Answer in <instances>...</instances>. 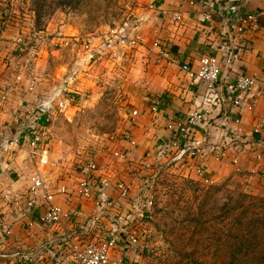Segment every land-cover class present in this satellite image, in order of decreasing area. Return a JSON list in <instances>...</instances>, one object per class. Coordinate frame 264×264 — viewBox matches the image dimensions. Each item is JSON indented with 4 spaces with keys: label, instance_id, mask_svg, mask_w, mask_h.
<instances>
[{
    "label": "rangeland",
    "instance_id": "374dc122",
    "mask_svg": "<svg viewBox=\"0 0 264 264\" xmlns=\"http://www.w3.org/2000/svg\"><path fill=\"white\" fill-rule=\"evenodd\" d=\"M155 4L156 0H0V20L9 23L15 38L12 56L1 65V130L8 125L3 106L18 102L25 107V98L31 96L37 107H51L38 139L50 154L52 168L80 172L93 162L102 178L131 181L126 159L116 155V141L126 130L130 94L139 81L125 71L130 61L119 47V36L130 38L140 10H151ZM89 40L95 58L87 62L84 46ZM57 95L67 102L64 111L57 108ZM195 174L184 156H174L155 171L137 176L139 196L148 195L152 185L153 206L135 264L263 260L264 174L231 168L208 182ZM4 206L0 204V245L7 236Z\"/></svg>",
    "mask_w": 264,
    "mask_h": 264
},
{
    "label": "crops",
    "instance_id": "0c3cea01",
    "mask_svg": "<svg viewBox=\"0 0 264 264\" xmlns=\"http://www.w3.org/2000/svg\"><path fill=\"white\" fill-rule=\"evenodd\" d=\"M231 2L239 6V13H230L227 23L219 14H214L212 30L205 22L207 2L202 0H156L151 10H140L134 34H142L148 43L138 48L119 46L126 51L130 61V67L125 71L129 72L130 78L139 81V86L130 94L131 110L126 130L116 141L117 154L122 156L120 159H126L133 177L129 182H121L102 178L97 170L91 175L100 199L113 204L112 208L102 212L101 218L93 201L80 199L77 195L76 189L83 178L81 173L66 172L61 166L55 169L51 164L44 169L43 175L54 189L62 185L68 187L69 193L57 196L56 204L72 216L53 227L40 222L41 210L37 202H29L30 176L37 162L31 158L26 140L32 138L31 132L35 129L39 134L37 138L40 137L38 129L42 131L46 127L48 122L43 121L49 118L51 107H37L30 102L31 96L25 98L29 103L25 107L18 102L3 106L2 114L8 125L2 130L0 127V142L7 148V151L0 149V204L6 205L3 216L8 234L0 245V264H30L26 256L39 253L63 258L68 254L65 241L70 237L89 241L91 236L82 238L81 232L98 217L95 226L99 230L91 233H105L110 227L112 213L132 214L134 204L141 197L139 189L142 188L137 176L155 171L174 156H184L196 178L206 182L219 178L218 174L231 168L264 174V129L261 128L264 115V0ZM175 12L181 14V21L172 19ZM0 23L3 25L1 75L4 72L2 63L12 56L15 38L9 23L5 19ZM239 28H243V32L239 33ZM155 40L168 48L177 65L156 61L151 49ZM238 53V59L234 60L233 55ZM206 56H214L222 66L221 82L213 92L203 82L191 80L179 68L186 64L197 71ZM240 76L256 80L250 95L255 106L253 111L236 108L233 104L235 94L230 87ZM195 112L203 114L204 118L190 125L189 117ZM38 116L41 118L39 123ZM122 183L131 187V197L118 203L117 187ZM8 192L20 201L10 204L6 200ZM134 256L130 250H118L113 255L114 260L124 257L131 261Z\"/></svg>",
    "mask_w": 264,
    "mask_h": 264
},
{
    "label": "built area",
    "instance_id": "2783aa9c",
    "mask_svg": "<svg viewBox=\"0 0 264 264\" xmlns=\"http://www.w3.org/2000/svg\"><path fill=\"white\" fill-rule=\"evenodd\" d=\"M207 2L206 12L204 14L205 22L208 23L209 29H214L215 21L213 19L214 14H219L220 17L227 23L230 20V13L238 14L239 6L232 4L231 0H202ZM174 21H181V14L175 12L172 14ZM4 21V20H3ZM2 24L0 23V42L2 40ZM238 32H243V28H239ZM120 43L124 47L138 48L148 43L145 36L140 33L132 35L130 38H124L119 36ZM20 43V42H19ZM92 43L90 40L84 46L86 61L90 62L95 58L93 50H91ZM232 47L229 48V50ZM151 49L154 50V55L158 63H164L169 66L177 65L172 60L168 48L160 41L155 40L151 44ZM238 54L233 55V59H238ZM180 70L185 73L191 80H199L203 82L209 91H214L217 84L222 79V66L214 56H206L200 64L197 71L190 68L189 65H182L179 67ZM256 86V80L252 77L240 76L236 79L235 83L230 87V90L235 94L234 106L236 108L246 109L253 111L255 106L251 102L250 95ZM56 101L57 108L59 111H64L67 108V102L57 95L54 99ZM203 114L195 112L189 117V124L195 125L197 122L203 120ZM38 123L41 121L40 116L37 118ZM44 123L49 122V118L46 117ZM37 123V124H38ZM261 128L264 129V115L261 118ZM37 129L32 131V138L26 140L30 149L31 158L37 162L35 171L30 176V187L28 190L29 202L34 204L37 202L38 207L41 210L40 222L46 227H53L57 224L64 222L71 218L72 214L66 212L59 205L56 204V197L59 195H66L69 193L67 186L62 185L57 189L49 186V181L46 180L43 175L45 168L50 167V155L47 150L40 146L37 138ZM37 138V139H36ZM5 142V141H4ZM3 142V143H4ZM11 146V144H9ZM0 149L7 151L6 147H2L0 142ZM118 158L122 156L116 154ZM97 170L96 165L90 162L84 166L80 173L83 178L80 180L76 189L77 195L80 199L91 200L95 203L99 217L101 218L102 212L106 209L112 208L113 204L111 201H102L97 187L95 186L91 175ZM119 200L126 201L131 197V187L128 184H119L118 187ZM147 190L149 193L144 197H140L139 201L134 204L132 214L127 215L123 211L112 213L111 223L109 229L105 233H91L93 230H99L96 227V222L99 217L89 222L87 226L81 232V237L91 236L89 241H81V239L70 237L65 241V245L68 248V254L66 256L57 257L56 254L49 255L45 253L32 254L26 256L30 264H135L130 259L127 260L124 257H120L118 260H114L113 255L120 250L123 252L132 251L135 253L141 245V241L144 234V229L148 224L149 213L153 206L152 185H149ZM150 195V196H149ZM6 200L10 204H17L20 199L14 196L11 192L6 194ZM8 234V232H6ZM6 234V235H7ZM58 255V254H57ZM60 256V255H59ZM117 261V262H116Z\"/></svg>",
    "mask_w": 264,
    "mask_h": 264
},
{
    "label": "trees",
    "instance_id": "16d2710c",
    "mask_svg": "<svg viewBox=\"0 0 264 264\" xmlns=\"http://www.w3.org/2000/svg\"><path fill=\"white\" fill-rule=\"evenodd\" d=\"M257 264H264V257L263 260H259Z\"/></svg>",
    "mask_w": 264,
    "mask_h": 264
}]
</instances>
